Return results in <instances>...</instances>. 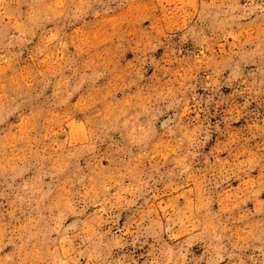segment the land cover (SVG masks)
<instances>
[{
    "label": "rangeland",
    "instance_id": "1",
    "mask_svg": "<svg viewBox=\"0 0 264 264\" xmlns=\"http://www.w3.org/2000/svg\"><path fill=\"white\" fill-rule=\"evenodd\" d=\"M0 264H264V0H0Z\"/></svg>",
    "mask_w": 264,
    "mask_h": 264
}]
</instances>
